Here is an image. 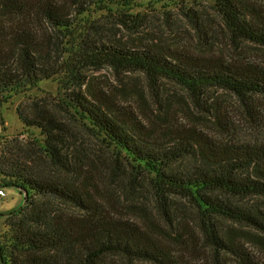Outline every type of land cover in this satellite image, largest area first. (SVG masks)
Returning a JSON list of instances; mask_svg holds the SVG:
<instances>
[{
  "label": "trees",
  "instance_id": "16d2710c",
  "mask_svg": "<svg viewBox=\"0 0 264 264\" xmlns=\"http://www.w3.org/2000/svg\"><path fill=\"white\" fill-rule=\"evenodd\" d=\"M144 1L0 0V112L58 75L70 116L18 108L42 139H4L0 189H19L25 204L0 215V264H264V121L254 119L264 63L110 39H87L76 58L52 49L50 29L73 30L93 7ZM216 5L234 45L264 48L261 9ZM98 66L139 73L148 89L83 76ZM165 81L198 110L215 90L233 94L262 138L245 137L244 120L236 125L217 98L214 131L180 117L162 98Z\"/></svg>",
  "mask_w": 264,
  "mask_h": 264
},
{
  "label": "rangeland",
  "instance_id": "374dc122",
  "mask_svg": "<svg viewBox=\"0 0 264 264\" xmlns=\"http://www.w3.org/2000/svg\"><path fill=\"white\" fill-rule=\"evenodd\" d=\"M261 9L264 13V0H242ZM79 23L73 30L59 32L49 30L53 51L61 58L74 57V53L82 50L87 39H107L121 41L129 47L142 45L163 46L166 48L185 47L196 52L220 53L233 58H249L264 63V48L247 42L234 45L232 35L219 13L216 0H152L138 2L129 8L117 4L97 6L91 8L86 14L77 17ZM65 52L66 54H62ZM68 54V55H67ZM86 64H84V67ZM91 76L107 85H135L136 88L148 89L143 75L122 74L105 66L88 67L83 76ZM62 78L54 76L44 80L37 87L31 88L21 94L14 95L0 112V151L6 140L27 141L29 137L42 139L40 130L27 128L21 120L18 108L25 110L39 109L44 106L64 114L69 120L70 116L58 105L65 93ZM161 95L164 101L171 106L172 112L182 118L198 123V127L213 130V115L210 113V103L217 98L222 110L229 114L231 120L240 122V131L249 139L262 138L251 125V118L237 102L233 94L224 91H213L203 104L207 110L195 107L188 92L169 81L161 82ZM258 108L255 109V120L264 121V97L258 98ZM216 106V105H215ZM260 107V108H259ZM207 120L208 123H200ZM246 121L247 124H246ZM4 139H6L4 141ZM5 198H0V215L7 214L24 206V197L15 187L4 189ZM6 220L0 216V236L6 231Z\"/></svg>",
  "mask_w": 264,
  "mask_h": 264
},
{
  "label": "built area",
  "instance_id": "2783aa9c",
  "mask_svg": "<svg viewBox=\"0 0 264 264\" xmlns=\"http://www.w3.org/2000/svg\"><path fill=\"white\" fill-rule=\"evenodd\" d=\"M6 197V192L3 188L0 189V198H5Z\"/></svg>",
  "mask_w": 264,
  "mask_h": 264
}]
</instances>
